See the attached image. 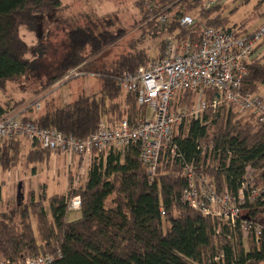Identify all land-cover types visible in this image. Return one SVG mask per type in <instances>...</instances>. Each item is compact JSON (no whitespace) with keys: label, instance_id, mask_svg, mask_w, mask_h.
Instances as JSON below:
<instances>
[{"label":"trees","instance_id":"1","mask_svg":"<svg viewBox=\"0 0 264 264\" xmlns=\"http://www.w3.org/2000/svg\"><path fill=\"white\" fill-rule=\"evenodd\" d=\"M176 1L188 4L189 10L200 5L203 11L201 0H159L155 5L164 8ZM62 2L0 0V91L3 92L9 82L36 76V65L44 51H38V60L28 59L29 47L20 31L22 28L35 30L38 15L59 9ZM156 6H153L154 9H157ZM211 15L204 16L209 27H228L218 16L213 18ZM178 16L186 14L178 13ZM175 22L171 29L178 26L183 30L177 36L180 40L187 39L190 33L192 40L200 39L198 25L188 30L180 27L179 21ZM158 30L155 25L149 31L153 36H159ZM121 36L120 31H100L94 22L92 26L75 28L68 33L70 51L47 72L44 87L52 86L72 70L80 68L86 75L94 74L101 79V93L93 97L83 95L65 107L52 106L33 120L38 126L85 140L96 132L103 120L116 123L127 119L133 123L140 116H146L147 108L138 106L136 97L131 94L126 93L124 108L120 99L125 92L116 86L117 77L124 72H135L151 61L145 51L130 52L108 67L93 70L95 59ZM164 52L165 46L158 58ZM263 85L264 63L256 62L248 68L243 92L258 94ZM184 94L197 95V92ZM207 95L215 96V92L208 91ZM190 102L189 105L195 104ZM46 107L49 108V104ZM12 110L0 103V113ZM211 115L207 114L203 120L214 119L213 132H210L209 124L200 121L191 122L185 129L182 127L176 142L185 162L195 164L199 170L214 178L219 190H228L233 194H237L242 185L246 167L251 166L255 169L257 185L264 190V124L252 116V120L246 122L235 120L231 113L219 122L223 119L221 110L214 117ZM22 141L0 142L2 173L16 166L17 145ZM203 145L220 150L214 157L218 171L206 165L199 149ZM140 151V146L134 145L123 151L96 152L83 187L76 186L75 179L70 177L67 192L50 196L45 184L41 191L30 194L28 204L18 202L16 207L1 213L0 258L20 263L27 258L51 255L54 256L52 264L264 262V232L256 240L252 236L243 238L239 227L238 232L233 233L232 229L222 227V234L218 235L219 223L216 219L204 217L181 200L183 191L189 185L182 161L162 160L155 182L150 183L147 169L140 160ZM53 154L35 144V149L29 152L28 164L49 163ZM76 197L81 199V209L71 211L70 202ZM245 208L249 209L251 221L264 226V193L256 204ZM75 212L80 213V218L70 220V213ZM227 234H232L233 239H229ZM221 253L223 258L216 261Z\"/></svg>","mask_w":264,"mask_h":264},{"label":"built area","instance_id":"2","mask_svg":"<svg viewBox=\"0 0 264 264\" xmlns=\"http://www.w3.org/2000/svg\"><path fill=\"white\" fill-rule=\"evenodd\" d=\"M223 0H201L203 11H210L220 6ZM168 14L159 17L162 27L171 22ZM197 18L186 15L179 21L180 27L192 29ZM264 39V26L252 33H243L241 28L229 27L203 29L198 41L190 35L185 40L178 37L166 41L164 55L152 58L135 72H124L116 78V86L123 92L136 97L137 104L151 111V116H140L131 123L125 119L110 123L103 120L95 133L80 140L67 136L54 129L38 126L33 120L20 119L16 111L0 113V142H12L20 139L36 144L54 153H61L69 158L81 160L83 165L91 166L97 153L108 152L114 148L128 149L140 146V160L145 165L150 183L155 182L162 160L182 161L188 187L183 191L181 200L190 209L204 217L214 218L219 223L217 234H222V227L238 232L243 238L249 236L259 240L264 226L251 221L248 208L257 203L264 193L257 185L255 169L247 166L242 185L237 194L228 190H219L214 178L199 170L195 164L186 163L180 154L177 138L181 135L184 124L200 121L204 116L214 117L223 108H232L249 114L259 123L264 124V97L243 92V82L248 75V68L260 60L256 54ZM80 68L72 70L64 78L54 83L51 88H58L72 78L85 76ZM215 92L208 97L207 92ZM186 92H197L200 96L197 105L190 110H181L179 96ZM41 104H36L39 110ZM212 111V112H211ZM206 165L210 168L214 157L220 153L199 148ZM218 171V166L212 167ZM81 199L76 197L70 202L71 211H80ZM164 214L163 209H161ZM238 235V234H235ZM233 239L232 234H227ZM223 258V253L216 261ZM54 256L27 258L16 263L0 259V264H52Z\"/></svg>","mask_w":264,"mask_h":264},{"label":"rangeland","instance_id":"3","mask_svg":"<svg viewBox=\"0 0 264 264\" xmlns=\"http://www.w3.org/2000/svg\"><path fill=\"white\" fill-rule=\"evenodd\" d=\"M158 1L63 0L59 9L50 13L39 14L35 30L29 31L22 28L20 31L22 39L29 47L28 59L38 60L40 57L38 51H44V55L38 61V66L36 65V76L30 75L16 82L7 83L6 89L3 92L0 91L1 104L6 109L16 111L20 119L34 120L45 113L47 109L65 107L76 102L83 95L99 96L102 81L94 74L72 78L58 88L44 87L47 72L55 68L70 51L68 33L75 28L92 26V22L97 25L100 31H120L122 33V36L113 45L106 48L95 59L96 66L93 70L102 69L104 66L108 67L120 56L134 51L143 50L150 58L160 56L164 46H166V41L181 35L183 32L178 26L174 30L171 29L175 26V21L181 17L178 16V13L196 17V25L200 28H198L200 33L209 27L204 16L211 14L213 18L218 16L223 20V23L227 24V28L238 27L244 33L255 32L264 26V0H223V3L211 12H203L200 5L189 10L188 4H182L178 1L161 8L155 5ZM153 6L161 9L157 12ZM169 9L171 12H167ZM165 14L170 15L171 22L168 27L164 28L159 22V17ZM151 20L152 23H150ZM200 24L201 26H199ZM155 25L159 28V36H153L149 31ZM261 44L263 48L258 62L263 64L264 40ZM257 93L264 97V85L259 88ZM125 95L126 93H123L120 99L124 108L126 107ZM179 98V108L188 111L197 105L200 96L198 94H181ZM190 100L195 102L193 106L189 105L191 104ZM36 104H41L39 110L36 108ZM48 104L49 108L46 107ZM228 113H231L235 120L243 122L252 120L249 114L227 107L221 110L223 119H219V122H222ZM146 116H151V111L148 109ZM212 120L214 119L210 118L208 125L211 129L210 132L215 127ZM188 125V123L184 124V129ZM17 146H19V152L16 158V166L7 173H2L0 168V215L6 210L16 207L20 197L23 205L28 204L30 194L41 191L45 184L50 187L48 191L50 196L57 192H67L70 177L75 179L76 186L83 187L85 185L89 166L70 167V163L66 162V155L62 156L61 153H54L49 163L29 165V152L35 149V144L22 141ZM203 147L209 151L213 146L203 145ZM114 149L115 151H123L122 149ZM211 166L216 167V162L212 163ZM67 169L69 170L67 171ZM20 183H22L21 195L18 193ZM78 214L70 213V219Z\"/></svg>","mask_w":264,"mask_h":264},{"label":"crops","instance_id":"4","mask_svg":"<svg viewBox=\"0 0 264 264\" xmlns=\"http://www.w3.org/2000/svg\"><path fill=\"white\" fill-rule=\"evenodd\" d=\"M262 44H260L259 46H258V48H257V50H256V54L257 55H260V53H261V50H262V46H261ZM1 103V102H0ZM2 106H3V104H1ZM4 107V106H3ZM54 155V154H53ZM62 156H65V155H62ZM67 157V160H66V162H68V163H70V167H73V166H80V167H82V166H85V165H83V163L81 162V160H79V159H77V158H69L68 156H66ZM69 169H67V171H68ZM48 186V185H47ZM49 186H48V191H49ZM56 191V190H55ZM48 194H49V192H48ZM55 194H62V193H59V192H57V193H55ZM55 194H53V195H55ZM75 213H77V212H75ZM69 218H70V215H69ZM80 218V213L77 215V216H75L74 218H71L70 220H77V219H79ZM246 246H247V244H246ZM260 264H264V262H262V263H260Z\"/></svg>","mask_w":264,"mask_h":264},{"label":"water","instance_id":"5","mask_svg":"<svg viewBox=\"0 0 264 264\" xmlns=\"http://www.w3.org/2000/svg\"><path fill=\"white\" fill-rule=\"evenodd\" d=\"M21 190H22V183H20L19 186H18V193H19V195H21ZM21 200H22V198L20 197L19 198V202H21Z\"/></svg>","mask_w":264,"mask_h":264}]
</instances>
